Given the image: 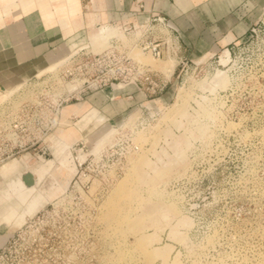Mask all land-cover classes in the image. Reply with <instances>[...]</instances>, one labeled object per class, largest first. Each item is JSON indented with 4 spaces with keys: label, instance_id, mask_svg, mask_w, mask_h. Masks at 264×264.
<instances>
[{
    "label": "rangeland",
    "instance_id": "rangeland-1",
    "mask_svg": "<svg viewBox=\"0 0 264 264\" xmlns=\"http://www.w3.org/2000/svg\"><path fill=\"white\" fill-rule=\"evenodd\" d=\"M254 9L243 43L184 67L135 51L167 77L162 95L115 120H63L43 161L0 166L1 204L19 180L31 191L11 216L0 210V264H264V0ZM100 28L54 72L78 77L84 54L107 45L95 38L115 33Z\"/></svg>",
    "mask_w": 264,
    "mask_h": 264
},
{
    "label": "crops",
    "instance_id": "crops-1",
    "mask_svg": "<svg viewBox=\"0 0 264 264\" xmlns=\"http://www.w3.org/2000/svg\"><path fill=\"white\" fill-rule=\"evenodd\" d=\"M255 7L256 0H0V102L5 90L32 81L85 47L99 27L109 31L114 29L110 26L144 23L163 15L180 36L181 57L192 61L243 43ZM140 97L132 86L91 92L82 102L66 106L62 121L115 120L134 109ZM73 105L80 106L78 116L65 114ZM64 135L58 136L57 148L66 144ZM20 167L12 162L4 175L10 178ZM15 188L3 191L0 210L5 208L6 216L26 203L31 192L20 180ZM35 204L32 201L30 207ZM8 238L5 235L2 247Z\"/></svg>",
    "mask_w": 264,
    "mask_h": 264
},
{
    "label": "built area",
    "instance_id": "built-area-1",
    "mask_svg": "<svg viewBox=\"0 0 264 264\" xmlns=\"http://www.w3.org/2000/svg\"><path fill=\"white\" fill-rule=\"evenodd\" d=\"M111 27L115 33L108 39L106 47L84 54L78 77L71 78L72 73H55L56 65L32 81L4 91L0 102V166L22 156L34 155L43 161L47 139L63 126L64 108L73 100L82 102L91 92L105 91L117 85L132 86L145 98L162 95L168 86L167 77L141 62L135 51L155 60H173L182 67L186 65L187 60L181 57L180 36L165 16L156 15L144 23ZM46 74H49L46 83L40 85V79ZM26 90L32 95L29 101L12 100ZM38 148L39 154H35Z\"/></svg>",
    "mask_w": 264,
    "mask_h": 264
},
{
    "label": "bare ground",
    "instance_id": "bare-ground-1",
    "mask_svg": "<svg viewBox=\"0 0 264 264\" xmlns=\"http://www.w3.org/2000/svg\"><path fill=\"white\" fill-rule=\"evenodd\" d=\"M95 40H97V41H106V40H108V37L107 36H103V37H97V38H95ZM139 56V54H136V57H138ZM140 59V58H139ZM141 60V59H140ZM170 64H171V62H170ZM172 65V64H171ZM165 66V65H164ZM162 70H163V68H162ZM69 112V111H68ZM68 112H66V114L68 113ZM68 115V114H67ZM62 133H63V131H62ZM59 135H62V134H60L59 133ZM21 172L22 171H19V173L16 175V176H14L16 179H20L21 177ZM13 178V177H12ZM22 179V178H21ZM34 179H35V177H34ZM0 181H2L3 183L5 182L4 180H3V178H2V176H0ZM7 183H9V182H7ZM33 185H34V183H33ZM32 185V186H33ZM25 202V201H24ZM23 202V204H22V206H24V205H26L25 203ZM18 214V213H17ZM17 215H15V217H16ZM15 217L11 220V221H13L14 219H15ZM10 221V222H11Z\"/></svg>",
    "mask_w": 264,
    "mask_h": 264
},
{
    "label": "water",
    "instance_id": "water-1",
    "mask_svg": "<svg viewBox=\"0 0 264 264\" xmlns=\"http://www.w3.org/2000/svg\"><path fill=\"white\" fill-rule=\"evenodd\" d=\"M22 179L24 180L27 186H32L34 183V177L30 172L23 173Z\"/></svg>",
    "mask_w": 264,
    "mask_h": 264
}]
</instances>
